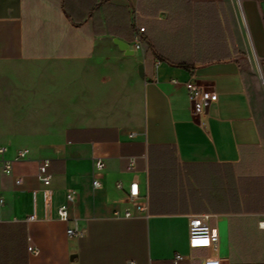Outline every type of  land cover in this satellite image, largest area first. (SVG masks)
<instances>
[{
    "label": "crops",
    "instance_id": "crops-1",
    "mask_svg": "<svg viewBox=\"0 0 264 264\" xmlns=\"http://www.w3.org/2000/svg\"><path fill=\"white\" fill-rule=\"evenodd\" d=\"M0 149V264H264V0H0Z\"/></svg>",
    "mask_w": 264,
    "mask_h": 264
},
{
    "label": "built area",
    "instance_id": "built-area-1",
    "mask_svg": "<svg viewBox=\"0 0 264 264\" xmlns=\"http://www.w3.org/2000/svg\"><path fill=\"white\" fill-rule=\"evenodd\" d=\"M139 32H143L145 27H139ZM136 47L139 48L140 44H136ZM186 86L189 90V100L190 106L193 114H201L205 110V101L207 98H215L216 95L207 91L205 87L199 84L196 80H189L186 83ZM2 152V149H0ZM21 156H24V152H20ZM136 158H129V169H135ZM97 172L94 175L93 185L98 186L100 184L99 176L101 175V169L103 168V161L97 160L96 163ZM48 162L44 161L39 166L38 177L43 181L45 185H49L51 182L50 174L48 173ZM4 170L8 171L10 169V162L6 161L3 163ZM17 183H21L22 179L18 178ZM119 187H122V184H118ZM49 195V190H45V196ZM128 198L133 202L138 212H147L149 205L148 194L142 195L139 188V183L136 180H132L129 184L127 191ZM72 197V195H70ZM62 218H67V212L65 208L60 210ZM125 217L133 216V213L130 210H126ZM33 216H31L32 218ZM68 235H78L80 232L77 229H68ZM219 244V233L217 228L212 226L209 222V216L205 213L190 214L189 215V247L193 251L198 248H217ZM32 249V247H30ZM185 256L177 252L174 256V262H178L181 259H184ZM202 264H223L222 258L217 255H207L200 257ZM128 264H134L133 261L128 262Z\"/></svg>",
    "mask_w": 264,
    "mask_h": 264
},
{
    "label": "water",
    "instance_id": "water-1",
    "mask_svg": "<svg viewBox=\"0 0 264 264\" xmlns=\"http://www.w3.org/2000/svg\"><path fill=\"white\" fill-rule=\"evenodd\" d=\"M117 44H118V46L120 47V49H122V50H124L125 51V53L126 54H134L135 53V51L133 50V49H131L130 48V45H129V43L128 42H125V41H123V40H120V39H118V38H115V40H114ZM143 65L141 64L140 66H139V72H140V75L141 76H143Z\"/></svg>",
    "mask_w": 264,
    "mask_h": 264
}]
</instances>
